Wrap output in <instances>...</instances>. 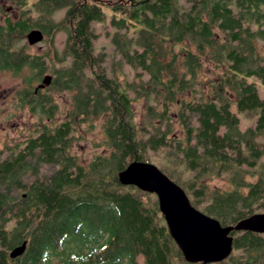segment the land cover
<instances>
[{"label": "trees", "instance_id": "trees-1", "mask_svg": "<svg viewBox=\"0 0 264 264\" xmlns=\"http://www.w3.org/2000/svg\"><path fill=\"white\" fill-rule=\"evenodd\" d=\"M15 1L29 13L0 23V69H28L20 101L45 120L57 112L49 92L72 97L63 120L43 121L0 149V264H204L183 258L153 193L119 181L129 162L159 151L173 157L161 171L221 225L264 212V0ZM62 4L65 18L54 23L51 9ZM105 8L115 56L138 85L116 79L105 52L95 50L92 23L105 20ZM59 24L67 29L61 55L14 47L33 28L49 34ZM203 61L220 75L199 79ZM46 72L50 85L32 87ZM137 97L149 98L141 123ZM242 113L255 117L244 129ZM100 117L107 151L83 163L71 151L75 125ZM212 176L226 177L230 188L210 187ZM230 235L231 254L207 264H264V233ZM24 241V252L10 257Z\"/></svg>", "mask_w": 264, "mask_h": 264}, {"label": "rangeland", "instance_id": "rangeland-1", "mask_svg": "<svg viewBox=\"0 0 264 264\" xmlns=\"http://www.w3.org/2000/svg\"><path fill=\"white\" fill-rule=\"evenodd\" d=\"M112 0H103V2H110ZM30 2V1H29ZM69 6L67 4H62L59 7L51 9L49 18L53 20L54 23L63 21L66 15V11ZM106 18L103 22L92 23L94 30L98 33L99 38L95 42L96 52H105L106 61L104 62L105 67L110 73L122 83L131 82L135 80L136 85H138L139 79L135 77L132 67L123 64L115 56L114 47L110 43L107 32H112V28L109 25L110 20V10L105 8ZM28 12V9L22 8V5L18 4L15 0H0V23L3 22L5 17L16 19L21 13ZM34 17L37 15L36 12H30ZM58 28L54 29L51 33L46 34L43 31V38L41 41L35 44H29L27 39V32L24 37L15 39V48H24L26 51L32 54H40L52 57L54 50L57 51L58 55H61L66 41L67 29H63L62 24H59ZM38 29V28H33ZM32 29V30H33ZM259 46L262 47L264 44L259 41ZM264 51V48H263ZM28 69H24L18 74H14L8 70L0 69V149H4L5 146L14 147L16 144L25 140L31 133L45 121L49 124H55L64 119L65 115L71 107V97L72 92L68 90L64 91H51L52 100L57 105V112L55 113L53 119L50 121L45 120L40 117L37 112H31L27 106H24L20 101V91L23 88H28L25 83V77L28 75ZM221 69L214 66L207 61H203L202 71L198 75L199 79L206 80L219 76ZM45 75L52 74L46 72L42 75V79ZM44 85L43 81H35L31 84L32 87H37ZM261 96L264 97V90L262 86L258 88ZM149 103V98L137 97L132 102V108L136 123H141L143 119L144 112L146 110V105ZM241 128L244 129L246 126L251 125L255 117L252 114H240ZM92 123V124H91ZM104 117L92 119L83 124H76L73 134V142L71 151L76 154L79 161L87 163L94 155L104 153L106 150L105 145V134L103 131ZM175 129L177 133L182 135V129L179 124L175 123ZM264 136L260 137L263 140ZM6 156V154H5ZM171 160L173 157L168 156L167 152L159 151L156 153L149 154L148 162L161 168L164 164L163 161ZM44 171H48L50 166L44 167ZM206 182L210 187H217L221 189H229L230 185L227 178L224 176L208 177Z\"/></svg>", "mask_w": 264, "mask_h": 264}, {"label": "water", "instance_id": "water-1", "mask_svg": "<svg viewBox=\"0 0 264 264\" xmlns=\"http://www.w3.org/2000/svg\"><path fill=\"white\" fill-rule=\"evenodd\" d=\"M43 32L33 29L27 34L29 44L41 41ZM50 75H45L43 84L49 85ZM119 181L125 186H134L141 191L156 195L160 213L166 227L189 263H217L225 260L233 249L232 230L251 229L264 233V212L244 219L235 226H223L220 222L194 207L184 189L170 179L156 165L148 161L134 160L118 173ZM26 242L15 246L9 256L21 255Z\"/></svg>", "mask_w": 264, "mask_h": 264}]
</instances>
